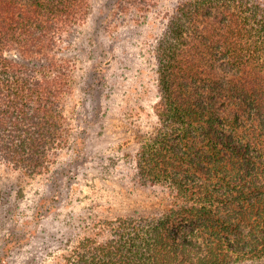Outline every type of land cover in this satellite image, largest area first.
I'll list each match as a JSON object with an SVG mask.
<instances>
[{"label":"trees","instance_id":"obj_1","mask_svg":"<svg viewBox=\"0 0 264 264\" xmlns=\"http://www.w3.org/2000/svg\"><path fill=\"white\" fill-rule=\"evenodd\" d=\"M90 2L0 0V163L41 175L68 145L57 50ZM153 52L156 122L133 160L168 200L102 222L66 264H264V0H181Z\"/></svg>","mask_w":264,"mask_h":264},{"label":"rangeland","instance_id":"obj_2","mask_svg":"<svg viewBox=\"0 0 264 264\" xmlns=\"http://www.w3.org/2000/svg\"><path fill=\"white\" fill-rule=\"evenodd\" d=\"M90 1L57 50L74 84L68 145L41 175L0 163V264H66L102 222L159 213L168 200L140 182L133 156L156 122L153 46L181 0Z\"/></svg>","mask_w":264,"mask_h":264}]
</instances>
